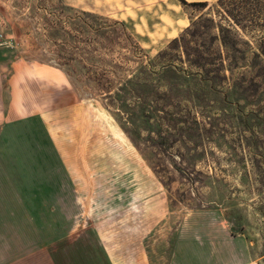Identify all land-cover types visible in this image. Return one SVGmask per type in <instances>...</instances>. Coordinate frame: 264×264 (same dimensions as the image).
I'll list each match as a JSON object with an SVG mask.
<instances>
[{
	"label": "rangeland",
	"instance_id": "374dc122",
	"mask_svg": "<svg viewBox=\"0 0 264 264\" xmlns=\"http://www.w3.org/2000/svg\"><path fill=\"white\" fill-rule=\"evenodd\" d=\"M61 1L130 20L156 65L161 61L156 53L165 49L166 39L189 24L185 19L178 24L180 30L172 28L168 34L161 26L145 24L155 22L159 12L151 3L126 14L121 5L130 0ZM214 1L203 9L184 7L182 14H201V35L194 39L203 43L200 51L215 58L216 94L199 100L191 96L193 106L183 88L175 90L184 122H163L167 138L158 144L159 139L145 140L141 121L118 116L106 100L75 87L62 72L67 82L62 79L60 91L50 93L47 84L44 126L19 121L0 134V213H26L33 236L48 225L49 213L61 212L62 226H76L78 241L104 238L125 261L264 264V226L258 210L264 209V187L256 171L261 157L253 156L240 114L255 109L264 114V64L253 55L259 47L264 50V37L257 40L264 30L241 29L221 9V14L214 11ZM10 3L0 4L2 45L16 50L18 57L57 69L53 46L43 44L39 31L24 25L18 14L25 9L13 11ZM247 15L242 9L240 25L248 23ZM218 23L229 24L231 32L217 34ZM172 54V61L182 65L180 52ZM253 62L258 64L251 68ZM259 152L264 153L263 139ZM181 168L199 171L196 191L177 172ZM217 185L225 197L219 204L212 189ZM69 213L70 221L65 218ZM8 220L0 218V254L5 252L1 247L13 241L7 235ZM16 220L20 226L22 219Z\"/></svg>",
	"mask_w": 264,
	"mask_h": 264
},
{
	"label": "trees",
	"instance_id": "16d2710c",
	"mask_svg": "<svg viewBox=\"0 0 264 264\" xmlns=\"http://www.w3.org/2000/svg\"><path fill=\"white\" fill-rule=\"evenodd\" d=\"M176 1L182 9H203L209 5L208 1ZM3 3L6 4L7 0H0V4ZM212 5L215 12L220 13L221 9L225 17L241 29L264 30V0H215ZM10 6L13 11L25 9L18 16L23 19L25 26L39 31L43 44L53 46V59L57 69L75 87L88 90L94 98L106 100L113 106L116 114L125 120L141 121L146 131L145 140L156 143L159 139L158 144L164 143L167 133L163 122L168 124L179 119L184 122L180 116L181 101L175 99L178 98L175 90L183 88L182 93L193 106L196 104L195 99L217 93L215 85L219 81V75L216 72L215 58L200 51L203 43L194 39L201 35L198 29L201 14L193 18L185 16L189 24L177 36L166 39L165 49L156 53V58L161 60L156 65L155 58L141 45V37L127 21L75 9L61 0H11ZM242 9L247 11L249 19L247 24L240 25ZM204 18L214 23L211 17ZM229 26L216 24L217 34L222 31L231 32ZM262 37L264 33L257 40L260 42ZM173 51L180 52L178 60H184L182 62L188 65V69L183 67V63L177 65L172 61ZM258 51L253 55L264 64V50L259 47ZM257 64L253 62L250 67L254 68ZM230 65L231 62L228 61L227 66ZM191 96L195 99H191ZM240 114L254 150L253 156L261 157L256 161V171L259 183L264 187V153L259 152L262 139L264 140V114L259 109ZM178 131L180 132V127ZM177 172L196 191L194 183L196 175H200L199 171L181 168ZM212 189L215 190L219 204L225 198L223 192L218 185ZM260 194H264V189L260 190ZM258 210L263 217L264 226V209Z\"/></svg>",
	"mask_w": 264,
	"mask_h": 264
},
{
	"label": "crops",
	"instance_id": "0c3cea01",
	"mask_svg": "<svg viewBox=\"0 0 264 264\" xmlns=\"http://www.w3.org/2000/svg\"><path fill=\"white\" fill-rule=\"evenodd\" d=\"M185 1H213V0H185ZM127 3V4H124ZM122 3V10L128 14L137 8L156 6L159 12L153 23L144 21L149 26H161L168 34L173 29L180 30L178 24L185 21L182 8L176 0H130ZM132 4L131 5H128ZM122 18V19H121ZM117 20H123L117 17ZM125 21V20H124ZM128 22L133 25L130 20ZM173 28V29H172ZM134 30V29H133ZM136 33V31L134 30ZM150 34V30L147 31ZM144 35L145 39L148 35ZM168 35H165L167 37ZM62 79L66 78L56 68L47 67L31 59H23L16 55V50L8 45L0 44V134H3L7 125L22 122L42 123L46 120V91L56 94L61 90ZM67 82V81H66ZM4 136V134H3ZM69 201L71 196L69 195ZM70 214V213H69ZM75 216V215H74ZM7 217L9 231L5 250L0 254V261H9L8 264H148L149 261L134 259L125 261L111 249L110 242L95 239L94 236L78 241L76 226H62L61 212L49 213L50 220L45 228L34 232L27 226L26 213L18 211L0 213ZM16 218H21V225H17ZM72 219L70 214L65 217ZM45 223V222H44ZM71 223V222H70ZM48 228V229H47ZM12 230V232H10ZM87 232V231H86ZM85 232V233H86ZM87 234V233H86ZM12 235V236H11Z\"/></svg>",
	"mask_w": 264,
	"mask_h": 264
},
{
	"label": "built area",
	"instance_id": "2783aa9c",
	"mask_svg": "<svg viewBox=\"0 0 264 264\" xmlns=\"http://www.w3.org/2000/svg\"><path fill=\"white\" fill-rule=\"evenodd\" d=\"M2 43H5V40H4V38H3V34L0 33V44H2Z\"/></svg>",
	"mask_w": 264,
	"mask_h": 264
}]
</instances>
